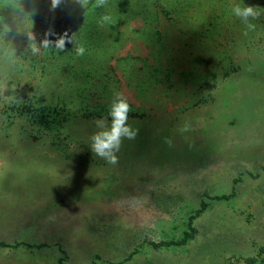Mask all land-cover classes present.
<instances>
[{"label":"rangeland","instance_id":"rangeland-1","mask_svg":"<svg viewBox=\"0 0 264 264\" xmlns=\"http://www.w3.org/2000/svg\"><path fill=\"white\" fill-rule=\"evenodd\" d=\"M8 1L0 180L48 181L65 202L34 211L8 239L35 245L0 247V264H231L264 248V0ZM235 4L260 13L254 30ZM28 31L37 43L50 33V48L32 55ZM116 92L137 135L113 165L90 137L96 119L110 123ZM12 201L11 220L32 205ZM55 221L59 244L36 246L38 227ZM186 232V243L153 245Z\"/></svg>","mask_w":264,"mask_h":264},{"label":"clouds","instance_id":"clouds-1","mask_svg":"<svg viewBox=\"0 0 264 264\" xmlns=\"http://www.w3.org/2000/svg\"><path fill=\"white\" fill-rule=\"evenodd\" d=\"M78 3L86 8L87 0H78ZM61 4V0H51V10H55ZM107 4V0H96V7H103ZM234 15L240 18L246 25L248 30H254L256 25L251 23V20L257 19L260 13L252 5L241 6L235 4L232 8ZM102 22H108L110 17L105 15L102 18ZM50 33H46L45 38L37 43L35 35L31 32H27L29 40V49L34 56L41 54V49L50 48L53 41L49 40L47 36ZM247 35V31L244 33ZM67 35L59 37L54 43L55 48L63 50L67 42ZM85 49L83 46L76 47L77 55H83ZM130 111V105L127 98L120 92H116L113 95L112 102L110 104L108 118H98L95 121L97 131H95L91 137V150L100 158L106 160L110 164H117L118 157L116 153L120 151L121 144L124 139L133 140L137 135V131L133 129L128 123V113ZM171 144V141H167Z\"/></svg>","mask_w":264,"mask_h":264},{"label":"crops","instance_id":"crops-1","mask_svg":"<svg viewBox=\"0 0 264 264\" xmlns=\"http://www.w3.org/2000/svg\"><path fill=\"white\" fill-rule=\"evenodd\" d=\"M17 180V179H16ZM13 179H7V180H0V244L6 243L7 246H0V247H20L22 246H30L32 247L35 245L36 242H19L13 240L15 235L20 234L23 228H25L28 224H30V221H32V214L34 211H39L38 208H45L49 205H55L61 202L60 199H58V196L60 193H56V190H47L45 189V186L49 188L50 182H43V189L41 190H34L33 187H40L39 182L25 180V181H16ZM21 183V184H20ZM16 184L17 186H15ZM61 192V191H59ZM17 196H26L31 197L30 203L32 205H28L26 208H24L23 214H20L21 217H14L13 220L10 218V213L12 212V206H10V203H12L13 199H15ZM33 197H39L37 200V203L40 204L39 206L33 208ZM27 201V200H26ZM73 202H76L73 200ZM58 208V207H57ZM34 209V210H33ZM59 209V208H58ZM51 223V222H50ZM57 221L49 223H44L43 225L38 227V244L36 246H50L55 245L57 246L60 242V231L59 227L56 226ZM52 233V235H50ZM13 238V239H8ZM51 237V238H50ZM24 244V245H23Z\"/></svg>","mask_w":264,"mask_h":264},{"label":"trees","instance_id":"trees-1","mask_svg":"<svg viewBox=\"0 0 264 264\" xmlns=\"http://www.w3.org/2000/svg\"><path fill=\"white\" fill-rule=\"evenodd\" d=\"M5 0H1L0 2H3ZM6 2H9L6 0ZM229 195L217 197V199H229ZM208 208V203L203 201L201 204V208L197 211L196 215L192 216L190 219V226L192 227L193 221L196 217H198L200 214H202L206 209ZM194 229V228H192ZM190 237H192V234L190 232H186V235L183 240L175 242V241H162V242H153V245L155 247H162V246H169L173 244H181V243H186ZM0 246H7L6 243H1ZM62 263V261H61ZM231 264H264V248L260 250V252L257 255L253 256H248L246 258H243L242 261L241 259L238 262H232Z\"/></svg>","mask_w":264,"mask_h":264}]
</instances>
